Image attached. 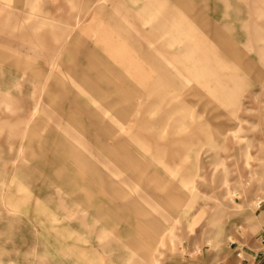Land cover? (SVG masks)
Listing matches in <instances>:
<instances>
[{"label": "rangeland", "instance_id": "obj_1", "mask_svg": "<svg viewBox=\"0 0 264 264\" xmlns=\"http://www.w3.org/2000/svg\"><path fill=\"white\" fill-rule=\"evenodd\" d=\"M190 1L235 50L239 78L228 97H215L179 67L178 42L145 33L139 14L148 0H0V264L245 258L241 244L256 231L264 200V0ZM110 13L137 43L120 37L126 60L160 86L137 83L128 102L140 113L129 115L117 136L128 142L125 149L110 148L84 113L113 97L85 89L77 77L96 78V59L89 68L85 54L70 47L87 44L116 70L105 49L114 31ZM59 81L73 88L71 99L59 94ZM98 86L110 88L105 81ZM71 144L97 169L76 161Z\"/></svg>", "mask_w": 264, "mask_h": 264}, {"label": "crops", "instance_id": "obj_2", "mask_svg": "<svg viewBox=\"0 0 264 264\" xmlns=\"http://www.w3.org/2000/svg\"><path fill=\"white\" fill-rule=\"evenodd\" d=\"M145 9V12L141 11L139 14V18H142L143 22L149 26V29H146L145 33L148 35L160 34L164 36L165 41H170L171 43L178 42L180 49L178 54H175V58L179 62V67L192 75L193 79L202 83L215 97H228L230 92L229 84H236L239 78L237 72L239 69L232 61L235 50L229 39L216 26H213L211 21L202 12L196 10L190 0H148ZM103 10V5L98 6L96 9L97 15L94 18H98V15H101ZM159 17L160 20L158 19ZM108 22L114 31H111L105 49L111 53L112 62L118 65V68H115L116 70H112L110 64L107 66L102 63L98 57L88 50L87 44L71 41L70 47L73 49H70L76 53L85 54L84 58L87 60L88 67L89 59H96L95 66L89 67L98 71L96 78H92L91 74L86 73H82L77 77V79L81 80L85 89L95 92L98 98L113 97L111 102L102 103L95 109L85 108L83 110L84 113L90 122L92 121L97 125L105 133V136L112 141L110 148L125 149L128 146V142L126 140H119L117 136L127 128L128 116L140 113L135 111L133 105L128 102L140 89L137 83L148 79V83L150 85L153 84L155 90H160V86L156 79L144 78L140 71L136 70L135 72V69H139L140 67L139 63H136L134 60L127 61L126 56L122 54L124 47L118 42H120L121 36L126 35L130 40L132 39L134 45L136 41L131 37L128 30L113 18L111 13ZM184 44L190 45V49H182L184 48ZM169 74L168 71L161 72V75L168 76ZM185 78L189 81V78ZM102 81L110 85L108 90H104L98 86V83ZM59 83L63 87V90H60L59 94L71 99L73 88L66 87L65 82L59 81ZM51 95L54 96L53 93ZM121 104L122 107H118ZM148 107L150 108L148 110L149 113L153 108H156L152 103ZM169 112L165 114L168 115L170 114ZM106 115H109V120L105 118ZM175 121L178 122V125H176V128H178L185 119L181 118V120L176 119ZM148 122L151 121L149 120ZM135 141L140 142L138 140ZM70 146L76 161L89 169H93V167L97 169L93 162L77 152L74 145L71 144ZM125 153L127 160H133L130 153L127 151ZM137 161L134 163L135 169L140 167V161ZM185 162L184 160L183 163ZM190 184V179L185 176L182 180V185L189 187ZM134 205L136 208L135 203ZM140 211L143 212L144 210L140 208ZM256 211L258 213L253 224V228L256 231H248L247 237L242 241L241 245L245 252V258L240 260L239 264H264V200L260 202ZM158 224L157 222L151 226V234L155 237L159 235V231L157 230ZM239 249L238 247L237 250Z\"/></svg>", "mask_w": 264, "mask_h": 264}, {"label": "built area", "instance_id": "obj_3", "mask_svg": "<svg viewBox=\"0 0 264 264\" xmlns=\"http://www.w3.org/2000/svg\"><path fill=\"white\" fill-rule=\"evenodd\" d=\"M263 246H264V240H263ZM237 256H238V257H241V254L238 252V253H237Z\"/></svg>", "mask_w": 264, "mask_h": 264}]
</instances>
